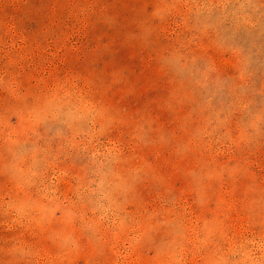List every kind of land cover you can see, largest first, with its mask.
I'll use <instances>...</instances> for the list:
<instances>
[{
  "label": "rangeland",
  "instance_id": "obj_1",
  "mask_svg": "<svg viewBox=\"0 0 264 264\" xmlns=\"http://www.w3.org/2000/svg\"><path fill=\"white\" fill-rule=\"evenodd\" d=\"M0 264H264V0H0Z\"/></svg>",
  "mask_w": 264,
  "mask_h": 264
}]
</instances>
